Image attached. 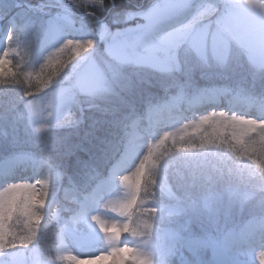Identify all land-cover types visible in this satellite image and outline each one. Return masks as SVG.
<instances>
[{
    "label": "clouds",
    "instance_id": "clouds-1",
    "mask_svg": "<svg viewBox=\"0 0 264 264\" xmlns=\"http://www.w3.org/2000/svg\"><path fill=\"white\" fill-rule=\"evenodd\" d=\"M35 2L37 11L48 7L40 0ZM90 5L97 6L100 12L106 10L104 0H58L53 7L58 8L55 15L63 12L74 24V9L84 8V16L96 15L88 10ZM247 8H257L264 15V0L259 4L254 0H148L143 8L124 13V22L135 19V25L113 30L104 24L86 37L73 35L72 29L54 31V17H49L43 27L24 35L26 71L8 82L21 90L11 105L13 120L46 142L50 132L69 123L84 104L107 91L110 78L127 65L149 59L153 63L171 61L178 68L182 51L193 58L196 66L223 68L233 47L246 54L244 39L228 21H235L237 14ZM221 48L226 54H220ZM97 80H103L105 86L98 87ZM174 87L175 91L166 88L164 96L149 99L143 116L134 123H146L150 132L156 126L175 123V131L191 151L168 155L172 153L168 149L167 158L160 160L155 173L158 191L150 197L155 214L136 222L138 231L133 235L139 239L134 249L149 257V264H175L194 219H202L214 229L223 223L221 239L223 235L244 231L250 224L257 225L261 244L257 253L264 260V172L243 175L232 166L227 153L209 149L213 146L231 150V137L256 124L264 131V108L253 114L252 104L243 103L248 94L239 84L206 87L182 82ZM259 100L264 103V95ZM205 107L203 114L187 115ZM37 110L40 119L36 118ZM188 128L196 131L187 133ZM218 131L223 136L211 139ZM0 135L7 139L6 132ZM36 159L31 149L16 146L15 141L12 151L0 154V166L4 168L0 172V197L26 193L27 207L34 199L31 193L41 187L31 213L33 225L26 226L23 232H11L7 240L0 234V264H55L54 259L44 258L42 242L48 234V222L56 219L58 206L62 199L67 200L70 189L63 187L62 175H57L50 188V165L27 166ZM87 188L85 183L79 199L86 197ZM53 209L56 211L49 215ZM234 214L242 218L246 215L239 228L227 227Z\"/></svg>",
    "mask_w": 264,
    "mask_h": 264
},
{
    "label": "rangeland",
    "instance_id": "rangeland-1",
    "mask_svg": "<svg viewBox=\"0 0 264 264\" xmlns=\"http://www.w3.org/2000/svg\"><path fill=\"white\" fill-rule=\"evenodd\" d=\"M40 2L48 5L43 11H37L38 5H36L35 0H0V68L3 63L7 64L8 60L12 59V56H19L23 53L24 49L14 40L16 28L18 27L19 30L17 32L23 37L25 34H30L33 29L43 27L49 17H54L51 20V27L54 31L72 29V34L75 32L78 37H86L92 29L100 28L104 24L109 25L113 30L135 25L137 22L135 19L127 23L124 22V13L143 8L148 3V0L131 1L130 5L127 3L116 5L113 0H108V3L104 0L106 5L104 12L98 11L97 6H89L88 10L96 12L95 16H84V8L74 9V24L69 22L63 12L58 16L55 15L58 8L53 7V5H56L58 0H40ZM261 2L262 0H254L255 4ZM107 4L112 7V10H108ZM228 23L244 39L246 54L233 47L228 63L223 68L196 66L193 63V58L185 56L182 51L178 57V68L176 63L171 61L161 60L153 63L149 59L127 65L120 74L110 78L107 91L102 92L82 106L81 110L76 113L77 117L75 119H71L63 127L48 134V137H50V134L52 136L55 132H58L64 137L72 138L73 141L69 142H75V146L77 143H82V149L87 148L83 150L82 154L75 152V148H72V146V149L66 148L65 146L69 142L58 145L61 150L64 147L63 150L69 149L68 152H60L52 148L54 159H57L56 156L59 155L60 167L65 169L71 165L73 168L76 162H81L80 173L77 172L79 176L75 178L77 184L81 186L85 183L86 177H88L86 174H91L87 168L92 165V162L97 167L101 157L105 156V149L101 147V144L103 143V146L107 148H112V140L106 139L104 141V139H101L102 143H99L98 146L96 145L97 148H95L91 139L85 138V140L78 141L75 137L76 134H72V131L76 129L73 127L81 123L80 114H83L82 110L86 107H89V110L93 109V107L97 109L100 102L121 106L119 116L126 115L125 112L127 111H131L132 115V113L135 114L137 112L133 111L132 108L134 106L137 107L138 99L147 102L149 99L159 98L165 94L166 88H169L170 91H175L174 86L178 83L192 82L198 85L222 83L233 86L242 85L245 92L251 95V97L247 95L243 103L252 104L253 114L264 108V103H256L260 101L259 97L264 92V15L257 8H247L237 14L235 21H228ZM20 28L22 32H20ZM10 35L12 37L11 41L9 40ZM5 49L8 51L5 52ZM219 52L221 55L226 54L223 48L219 49ZM24 56L23 61L19 58L11 62L10 66L16 67L18 69L17 72L26 71L24 65L28 57L25 53ZM14 78H17L16 71L14 72ZM96 84L98 87L105 86L103 80H97ZM19 94H21L20 89L17 93L11 94L12 100H9V108L0 111V133H7V139L0 135V150L12 146L13 141H15L17 146L21 141H31L35 138L22 125L15 123L13 120V113L10 109L16 95ZM206 111V107L199 108L187 115L191 117L195 113L198 116ZM240 111H243V107L240 108ZM36 118L40 119L39 110H37ZM86 120L92 121L93 117L90 116ZM89 124L91 125L90 122L87 123V125ZM85 126L84 124L80 125L82 128ZM132 127L133 131H131L126 151L112 167L108 168L110 181L107 186L112 188L101 200L96 199L95 205L97 207L92 212H84L83 206L78 211L70 212L74 208V200L79 194L77 195L74 190L75 187L70 185L71 183L63 184V187L70 189L69 195L67 200H61L56 219L48 222V225L52 222L57 224L55 229L57 233L55 256L52 258L55 260V264H77L78 262L88 261H92L93 264H96L97 261L102 264H149V257L134 249V244L139 237L134 236L133 233L138 231L137 221H146L149 216L155 214V205L151 201L139 200V196L143 188H145V181L148 179V175H152L155 182L157 180L156 170L159 167L160 160L165 158L163 157L164 152L161 151L162 148L174 150L180 145H184L187 149L189 148L182 141L181 134L175 131L177 127L175 123L156 126L154 130H157V132L151 135L147 132V126L144 122L139 124L133 122ZM71 129L73 130L71 131ZM195 131L196 129L194 128L186 129L187 133ZM165 133L168 134L165 135ZM222 136L223 133L218 131L216 135L210 138L218 140ZM231 141V150L227 147L215 148L213 146H209V149L227 153L231 164L235 162L237 165L242 162L246 163V166L249 164L246 176H256L264 172V131L261 130L259 124L250 126L245 131L231 137ZM89 147L94 148L92 152L89 151ZM139 151H143L142 167L138 179L133 180V161ZM55 163H50L45 158L37 156V159L29 162L27 166L29 168H40L50 165L52 170L49 176L53 178L50 188H52L57 175H62V171L57 169ZM0 171H4L2 166H0ZM91 176H89V179L92 178ZM28 178H31L30 175ZM38 188L39 186L31 193V197L34 199L27 204V207L24 206L28 195L26 193L15 195L6 193L3 197H0V208H2V211H0V234L4 236L5 240H7L11 232H23L26 226L30 227L33 225L34 221L31 213L35 208L34 201L38 196ZM155 188L158 191L157 185H155ZM53 190L55 189L53 188ZM88 201H92V196L88 198ZM55 211L56 209H53L49 215H52ZM62 212H69L67 214L68 217H64ZM43 225L44 221L42 220L41 226ZM209 225L214 229L213 225L210 223ZM250 225L251 227L254 226V224ZM218 226L220 229H224L223 223L215 228H218ZM230 235L232 234L225 235L227 236L225 239ZM189 240H187L188 245L191 247L195 246V241ZM121 241H125V243L122 244ZM88 242L95 243L91 250L87 247ZM199 242L197 240V243ZM201 243H205L210 247V244L205 240H201ZM229 248V246H226L223 249L224 252L231 253ZM257 249L253 248L251 252L244 250L239 253L241 249L238 248L233 251L235 255L231 254L233 257L237 255V261L227 260V262L229 264H264V260L259 257ZM86 251L87 253L95 251L98 253L90 257L84 254ZM221 257H224V255ZM178 258H180V255L177 253L175 261ZM103 259L104 261H102Z\"/></svg>",
    "mask_w": 264,
    "mask_h": 264
},
{
    "label": "trees",
    "instance_id": "trees-1",
    "mask_svg": "<svg viewBox=\"0 0 264 264\" xmlns=\"http://www.w3.org/2000/svg\"><path fill=\"white\" fill-rule=\"evenodd\" d=\"M110 1V0H109ZM114 4L119 5L122 4L124 5V3L130 5L132 2H140L141 0H113ZM132 1V2H131ZM106 3H108V0H105ZM107 8L108 10H112V7L107 4ZM91 9V8H90ZM22 20V18H21ZM20 20V21H21ZM24 20V19H23ZM108 22V21H105ZM20 26V25H19ZM17 30H19V27L16 28V34L14 37V40H16V42L19 44V46H21L22 49H24L19 56H12L11 60H8L7 64L3 63L2 67L0 68V111H4L7 110L9 108V100H12V97H10L11 94H15L17 93V91H19L18 87H11L9 85V81L14 80V72L16 71V75L18 76V74L22 73V72H17L18 69L14 66H10L12 61H15L16 59H21V61L24 60L25 56L24 53L25 51V47H24V36L22 37L21 34H18ZM20 32H22L21 28H20ZM73 35L77 36V33L73 32ZM222 84V83H220ZM200 86H207L210 85V83H206V84H199ZM235 86V85H234ZM262 94L264 95V92H262ZM165 94H163L162 96H164ZM18 95H16L17 97ZM161 96V97H162ZM6 99V100H5ZM138 105L137 107L134 106L132 108V110L137 111L135 114L132 113L131 115V111H127L125 112L126 115H120L121 112V106L118 107L116 104H109V103H102L100 102V105L97 106V109H95V107H93V109L89 110V107L84 108L82 110L83 114H80V118H81V123L73 128H76L74 131H72L73 129H71L72 134H76V138L78 141L81 140H85V138L87 139H91L93 145H95L94 147H96V145L98 146L99 143H102L101 139L104 141L106 139L112 140L113 141V146L112 148H107L105 146H103V143L101 144V147H104V152H105V156L101 157V161L97 164V167L95 166V164L92 162L91 166H89V168H87L91 174H86L88 175V177H86V181L85 183H87L88 188H87V193L90 191V185L92 184V182H94L96 179H99L100 177L106 176L107 172H108V168L111 167L113 165V163L117 160V158L123 153L124 149L127 146V143L131 137V131H133V121L135 119V117L137 115H142L144 114L145 111V107H146V102L142 101L140 99H138ZM89 112V114H88ZM90 116L93 117L92 121H88L86 119L90 118ZM77 116L75 114V116L72 119H75ZM91 120V119H90ZM90 122L91 125H87V123ZM81 124L86 125L85 127H80ZM78 130V131H76ZM77 132V133H74ZM50 138V139H49ZM34 140L28 141H21L20 143L17 144V146L19 147H25V148H29L31 150H33V152L36 154V156H39L41 158H45L48 162L50 163H54L57 165V169L61 170L62 172V183L64 185H67V183L69 182V178H71V184L72 186L75 187V189L80 193L83 190V185H79L77 184V182L75 181V178L79 175H77V172H79V168H81V162H76L73 166V168L71 167V165L68 168H61L59 165V155H57V159H54V152L52 151L53 149H56L57 151L60 152H68V150L71 148H75V152L77 153H83L84 148L82 149L81 144L82 143H77V145L75 146V142H69V141H73L72 138L70 137H64L61 134H58V132H55L52 136L50 134V137L47 136L46 142L44 141H40L39 139L33 138ZM67 142H69V144L67 146H65L66 148L69 149H65V150H61L60 148H58V145H61L63 143L67 144ZM29 144V145H28ZM55 145V146H53ZM75 146V147H74ZM183 146V147H182ZM71 148V149H72ZM13 149V145L12 146H8L6 148H3L0 150V154H6L10 151H12ZM94 148H90L89 147V151H93ZM168 148H162L161 151L164 152L163 153V157L167 158L166 156V152H167ZM176 151H183V152H189L191 151V149H187V147H185L184 145H180L178 146V148H174V150H172V153H168V155H172L173 153H175ZM107 153V154H106ZM81 157V156H79ZM59 158V159H58ZM78 158V157H77ZM69 160V158H68ZM78 160V159H77ZM90 160L92 161V158L90 157ZM236 163V162H235ZM232 164V166L238 170L241 174L246 175L248 173V165L246 166L244 162H242L240 165L237 164ZM92 175L91 179H89V176ZM74 179V180H73ZM89 179V180H88ZM155 179L153 178L152 175H148V179L145 181V188H143L140 196H139V200L142 201H150V197L153 193L157 192V189L155 188ZM256 209H254L255 211ZM67 214V213H64ZM246 217V215H245ZM243 219L240 216L237 215H233L232 218L229 221H238ZM56 223L52 222L48 225V234L45 238V240L42 242V251H43V255L45 259H49V258H54L55 256V244H56V239H57V233H56ZM210 225L209 222L207 220H196L194 219L193 221V225H192V229L189 233L186 234H197V233H204L205 231H211L210 230Z\"/></svg>",
    "mask_w": 264,
    "mask_h": 264
},
{
    "label": "bare ground",
    "instance_id": "bare-ground-1",
    "mask_svg": "<svg viewBox=\"0 0 264 264\" xmlns=\"http://www.w3.org/2000/svg\"><path fill=\"white\" fill-rule=\"evenodd\" d=\"M142 140H143V138H142ZM142 160H143V152L142 151H139L138 152V155L134 158V161H133L134 162V165L132 167V170H133V173H134L133 180L138 179V175H139V173L141 171V167H142ZM48 178H49V186H50L53 178H52V176H49ZM40 192H41V187L38 188V196H37V199L36 200L39 199V193ZM46 204H47V202L45 203V207H46ZM35 207H36V205H35ZM97 253L98 252H96V251L95 252H89V253H87V251H86L84 254L91 257L92 255H96ZM102 261H104V259ZM77 264H93V262L92 261H88V262H78ZM96 264H102V263H98V261H97ZM208 264H212V262H208Z\"/></svg>",
    "mask_w": 264,
    "mask_h": 264
}]
</instances>
